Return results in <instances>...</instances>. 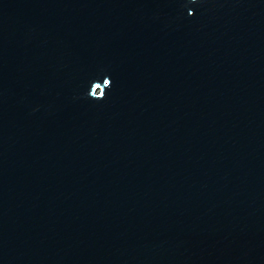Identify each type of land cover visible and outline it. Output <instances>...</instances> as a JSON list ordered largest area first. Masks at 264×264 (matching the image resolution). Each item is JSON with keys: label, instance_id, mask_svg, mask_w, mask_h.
<instances>
[{"label": "water", "instance_id": "water-1", "mask_svg": "<svg viewBox=\"0 0 264 264\" xmlns=\"http://www.w3.org/2000/svg\"><path fill=\"white\" fill-rule=\"evenodd\" d=\"M0 264H264V0H0Z\"/></svg>", "mask_w": 264, "mask_h": 264}]
</instances>
